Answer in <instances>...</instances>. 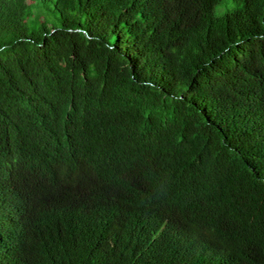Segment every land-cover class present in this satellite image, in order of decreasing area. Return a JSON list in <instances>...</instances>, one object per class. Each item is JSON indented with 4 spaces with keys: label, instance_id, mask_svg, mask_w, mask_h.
<instances>
[{
    "label": "trees",
    "instance_id": "trees-1",
    "mask_svg": "<svg viewBox=\"0 0 264 264\" xmlns=\"http://www.w3.org/2000/svg\"><path fill=\"white\" fill-rule=\"evenodd\" d=\"M37 1L0 0V264H264V0Z\"/></svg>",
    "mask_w": 264,
    "mask_h": 264
},
{
    "label": "rangeland",
    "instance_id": "rangeland-1",
    "mask_svg": "<svg viewBox=\"0 0 264 264\" xmlns=\"http://www.w3.org/2000/svg\"><path fill=\"white\" fill-rule=\"evenodd\" d=\"M30 5V16L28 18V23L33 26L36 21H45L49 25L60 23L58 13L51 11L50 9L44 8L37 0H28ZM230 4L229 0L224 3H220L215 8V15H221L227 10H231L236 6L235 1Z\"/></svg>",
    "mask_w": 264,
    "mask_h": 264
},
{
    "label": "clouds",
    "instance_id": "clouds-1",
    "mask_svg": "<svg viewBox=\"0 0 264 264\" xmlns=\"http://www.w3.org/2000/svg\"><path fill=\"white\" fill-rule=\"evenodd\" d=\"M91 161H89L90 163V167L93 168L94 167V171L95 173L98 172V173H106L109 169H110V166L104 161L102 160V158L100 157V159H98V157H96V159H91ZM97 163V164H95ZM103 165H108L109 167H106L104 169H100V167H102ZM110 165H114V164H110Z\"/></svg>",
    "mask_w": 264,
    "mask_h": 264
}]
</instances>
